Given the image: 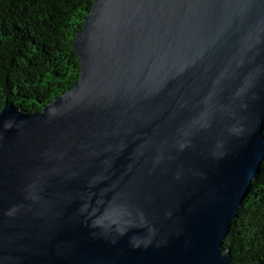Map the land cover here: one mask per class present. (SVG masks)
I'll list each match as a JSON object with an SVG mask.
<instances>
[{
  "label": "water",
  "instance_id": "water-1",
  "mask_svg": "<svg viewBox=\"0 0 264 264\" xmlns=\"http://www.w3.org/2000/svg\"><path fill=\"white\" fill-rule=\"evenodd\" d=\"M80 72L0 108V264H229L264 160V0H94Z\"/></svg>",
  "mask_w": 264,
  "mask_h": 264
},
{
  "label": "trees",
  "instance_id": "trees-1",
  "mask_svg": "<svg viewBox=\"0 0 264 264\" xmlns=\"http://www.w3.org/2000/svg\"><path fill=\"white\" fill-rule=\"evenodd\" d=\"M94 0H0V108L29 112L77 80L74 39ZM264 133V123H263ZM229 264H264V160L223 238Z\"/></svg>",
  "mask_w": 264,
  "mask_h": 264
}]
</instances>
